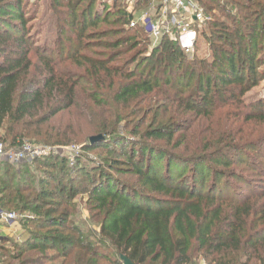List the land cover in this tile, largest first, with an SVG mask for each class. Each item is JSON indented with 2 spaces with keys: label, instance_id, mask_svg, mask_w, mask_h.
Masks as SVG:
<instances>
[{
  "label": "trees",
  "instance_id": "trees-1",
  "mask_svg": "<svg viewBox=\"0 0 264 264\" xmlns=\"http://www.w3.org/2000/svg\"><path fill=\"white\" fill-rule=\"evenodd\" d=\"M196 1L209 59H189L169 37L149 50L143 25L130 23L150 0H136L132 13L120 0L110 9L53 0L67 14L42 52L27 47L23 0H0V141H83V155L112 146L106 170L127 178L55 155L21 165L40 175L36 185L0 177V210L29 215L16 264H264V189L252 185L255 176L264 184V97L244 100L264 80V0ZM69 31L74 41L62 37ZM93 136L102 140L90 144ZM230 178L248 185L223 191ZM79 196L94 242L73 220ZM45 251L53 255L18 261Z\"/></svg>",
  "mask_w": 264,
  "mask_h": 264
},
{
  "label": "rangeland",
  "instance_id": "rangeland-1",
  "mask_svg": "<svg viewBox=\"0 0 264 264\" xmlns=\"http://www.w3.org/2000/svg\"><path fill=\"white\" fill-rule=\"evenodd\" d=\"M122 1H126L127 4V11L129 13L133 12V8H134V4L136 3V0H120ZM102 5H107V8L110 9L112 7V0H101ZM54 2L53 0H23V5H24V12H26V33L29 34V36H27V47L30 46L32 48V50H35L37 47L36 45L39 46V51L42 52V47L41 45H44L47 43L49 44L50 42L53 43V39L56 38L57 34L56 31L58 33V26H56V21H64L65 17H66V12L65 11H55L54 10ZM103 8V7H102ZM137 16V15H136ZM135 16V17H136ZM204 16L206 17V20L208 19L207 16L204 13ZM134 17V18H135ZM133 18V19H134ZM207 23H201L199 24H195L194 28L197 32V39H196V44L194 47V51L192 54H190L188 57L189 59H192L193 55H196L197 58H204V59H209L210 56V49H209V45L207 43V41L204 39V37H202L204 34H208L207 32ZM203 34V35H202ZM67 35H69L72 40L74 41V34L73 32H70L66 35H62V37H64V39H68ZM68 40H65L66 43ZM149 45V44H148ZM152 41H151V45H149V50H151V46H152ZM50 46V45H47ZM53 46V45H52ZM61 48L63 46H53V48ZM260 54H261V58H264V41L262 43V47L260 49ZM56 56V55H55ZM65 56H67V54H65ZM264 69V66H263ZM264 97V80H262L260 82V84L253 88L251 91H249L246 96L244 97V100L249 104L250 102H254L260 98ZM71 118V113L70 114H63L59 117H57L54 121L53 124L56 126L58 124H66L70 121ZM259 130L264 132V126L260 127L259 126ZM119 133V132H118ZM126 134V133H123ZM127 135V134H126ZM123 135L121 136L120 134H118L117 136H120L121 138H128V136ZM0 136L4 139V131L0 132ZM0 137V138H1ZM94 137V136H93ZM1 138V139H2ZM23 141L32 143L30 140L28 139H24ZM4 143H7L8 145L12 146L10 144V141L7 139L6 141H3ZM83 143V141H82ZM82 143L80 142H73L72 144L68 145V146H47L44 144H37L36 145H40V146H44V147H51V148H58V149H62V151H51V153L48 156L51 155H55L58 156L59 158H61L64 162L65 165L68 167H75L78 163L79 167L81 168H88V169H101V171H106L108 172L112 177L119 179L121 182L127 180V178H123L122 176L115 174L114 172H110L108 170H106L105 165L110 162V159H117V156L114 154V151H116V149L112 146H109L110 148H106L105 150H94L92 152L86 153V154H82L81 152V145ZM35 144V143H32ZM71 146H78L80 148V150L72 155L68 150V147L70 148ZM261 154H264V148H261ZM260 154V155H261ZM72 155V157L70 156ZM248 155H253V156H257V152L256 151H252V152H248ZM48 156H45L46 158H48ZM44 157V158H45ZM259 159V158H258ZM8 163H0V177L2 179H4L6 182L12 184V185H36V182L39 178V174L37 172H34L32 169V166L29 168V170H25V166H18V167H12L10 165H7ZM85 168V170H86ZM98 171V170H96ZM238 171V170H237ZM241 171L243 173H249L248 171L245 172L243 170V168L241 167ZM240 171V172H241ZM86 172L88 173V170H86ZM86 173V174H87ZM89 173H95V172H90ZM85 174V175H86ZM241 174V173H240ZM240 177V179H242V176H237ZM88 176L86 175V177L82 176V179H80V181H88ZM255 182L252 180V185H254L256 183V187H262L260 189H264V184L261 183V180L257 179V177L255 176L254 178ZM230 185L229 187H225L223 191H227L228 193H231L234 189H236V187H246L248 184H245L247 182H239L236 181L234 178H230L229 179ZM250 192L249 190H245L243 193V197H245L246 195H248ZM86 196L84 198H80L77 197L74 201L75 203L78 205V215L76 217L73 218L74 223L76 224L77 228L82 232L81 236H85L87 239H89V241L94 242L95 240H98L97 238H95V235H97L98 233V228L95 225V223H93L92 221H89V213L86 207ZM18 214V213H17ZM25 217H29V215L27 214H18V218L17 221H19V224L21 226V229L24 231H19L20 235H27V233L25 232V230L22 228L21 225V220H23ZM2 228L5 227L3 226L4 224H1ZM93 232L95 233V235L93 234ZM18 238V239H17ZM24 239L22 240L21 237H17V235L12 236L9 238H4L0 241V264H16L18 263L16 261L17 255L20 254L21 250L19 248L18 245H20L21 242H23ZM101 253L103 254H107L110 255L111 258H115V255L112 252H108V250L101 248ZM44 254L46 256L49 255H53V252H49V251H45V252H34L31 254H26V255H22V258H20L18 261H21L23 258L26 257H32V258H38L40 259L41 257L44 256ZM203 259V257H200V259ZM62 260H57L55 262L52 263H46V264H61ZM207 263V261H206ZM208 264V263H207Z\"/></svg>",
  "mask_w": 264,
  "mask_h": 264
},
{
  "label": "built area",
  "instance_id": "built-area-1",
  "mask_svg": "<svg viewBox=\"0 0 264 264\" xmlns=\"http://www.w3.org/2000/svg\"><path fill=\"white\" fill-rule=\"evenodd\" d=\"M205 22L204 11L196 0H150L148 6L131 21L130 26L142 24L152 41V46L164 37L174 39L189 56L194 51L197 39L194 25ZM62 149L44 147L26 141H19L10 146L0 141V163H10L18 167L32 163L36 158L48 156L51 151H62ZM68 150L67 153L76 154L80 148L71 146ZM17 218L16 212L0 210V225L12 223Z\"/></svg>",
  "mask_w": 264,
  "mask_h": 264
},
{
  "label": "crops",
  "instance_id": "crops-1",
  "mask_svg": "<svg viewBox=\"0 0 264 264\" xmlns=\"http://www.w3.org/2000/svg\"><path fill=\"white\" fill-rule=\"evenodd\" d=\"M1 226L2 225H0V241L4 238L10 239V237L15 236V235H17V237L20 236L22 240L23 239L25 240L27 238V235L24 236V235L19 234V231H22V232L24 231L21 229V226L19 224V221H17V219L12 223L4 224L3 226L5 227L3 228ZM198 264H207V263L205 262L204 259L199 258Z\"/></svg>",
  "mask_w": 264,
  "mask_h": 264
},
{
  "label": "water",
  "instance_id": "water-1",
  "mask_svg": "<svg viewBox=\"0 0 264 264\" xmlns=\"http://www.w3.org/2000/svg\"><path fill=\"white\" fill-rule=\"evenodd\" d=\"M99 140H102V137H101V136L91 137V138L89 139V143L92 144V143L97 142V141H99ZM122 260H123V263H124V264H131V263L129 262V260H127L126 258H122Z\"/></svg>",
  "mask_w": 264,
  "mask_h": 264
}]
</instances>
